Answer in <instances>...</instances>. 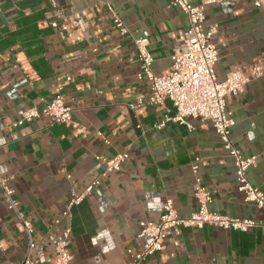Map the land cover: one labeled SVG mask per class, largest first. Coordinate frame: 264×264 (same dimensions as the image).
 I'll use <instances>...</instances> for the list:
<instances>
[{
	"label": "crops",
	"instance_id": "1",
	"mask_svg": "<svg viewBox=\"0 0 264 264\" xmlns=\"http://www.w3.org/2000/svg\"><path fill=\"white\" fill-rule=\"evenodd\" d=\"M169 2L0 0V264H19L29 241L1 181L15 189L18 209L32 222L37 264H54L55 244L67 225L72 228L70 264L129 260V250L138 251L147 241L139 236L140 221L158 222L166 198L182 216L198 209L195 158L214 191L211 210L263 217L238 190L234 159L211 122L195 119L192 130L173 121L157 127L175 108L169 99L161 105L149 102L150 84L139 78L132 37H147L153 71L169 74L173 54L185 50L189 27L187 15ZM109 6L132 37L119 33ZM205 25L217 27L212 41L219 49L218 80L231 71L252 76L256 66L264 67V0L208 4ZM58 85L72 117L52 124L41 98L50 99ZM28 106H37L40 116L15 126L19 110ZM227 108L236 118V147L244 156H257L248 178L264 191V74L227 96ZM122 152L129 157L121 169L103 173L96 155ZM96 178L99 184L72 207L71 218H64L72 192L84 191ZM143 264H264V229L174 226L162 251Z\"/></svg>",
	"mask_w": 264,
	"mask_h": 264
},
{
	"label": "built area",
	"instance_id": "2",
	"mask_svg": "<svg viewBox=\"0 0 264 264\" xmlns=\"http://www.w3.org/2000/svg\"><path fill=\"white\" fill-rule=\"evenodd\" d=\"M218 0H205L202 4H194L191 0H170L169 5L178 7L184 12L189 21L186 32L185 50L173 54L172 70L167 75H157L153 71L154 56L149 48V39L145 36H133L122 18L115 12L112 6L109 9L113 16V22L119 33L123 36H133L140 61V79H147L150 84L151 94L149 102L153 105H161L167 99L171 100L175 108L174 114H165L164 119L157 124L161 128L167 122L173 121L183 124L192 130L195 128L193 120L209 121L215 132L222 140L223 148L233 157L235 165V179L238 190L243 194L244 200L253 202L262 211L261 219L233 217L218 211L211 210L209 204L213 202L214 191L204 183L200 173V158H195L191 163L194 175V195L198 203V209L189 216L179 214L174 201L168 197L163 203V211L158 222L141 220L139 236L147 238L142 248L138 251L129 250L131 258L122 264H143L149 257L156 255L163 249V242L168 236L169 230L174 226L203 228L212 224L226 230L249 231L254 227L264 229V191L254 185L248 178V169L255 164L257 156H244L236 147L232 130L236 124L235 114L227 108V96L236 95L243 91L244 85L253 77L264 74L263 66H256L252 76H247L239 71H231L222 81L218 80L215 65L219 60V49L212 41L217 32L216 26L206 27V5ZM46 104L51 123H64L72 117V108L66 103L63 86L58 85L54 95L50 99L41 98ZM141 102V101H140ZM134 107V105H132ZM40 116L37 106L21 108L15 126L31 122ZM105 142L109 140L105 138ZM129 157L127 152L117 153L113 156L97 154L96 158L105 166L103 173L120 170L122 164ZM99 179H94L84 191L72 192L67 209L63 212L64 218L72 217V207L80 204L99 184ZM8 207L16 211L27 232L29 241L25 256L19 264H37L33 256L36 243L33 240L32 222L25 218L18 209L19 201L14 197L15 189L3 181ZM61 218L56 220L57 223ZM72 228L67 225L61 238L56 242V257L54 264H70L72 255L68 249V239Z\"/></svg>",
	"mask_w": 264,
	"mask_h": 264
}]
</instances>
